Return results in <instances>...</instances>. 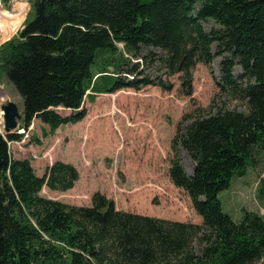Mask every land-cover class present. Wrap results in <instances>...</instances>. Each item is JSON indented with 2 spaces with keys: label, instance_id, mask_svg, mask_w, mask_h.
<instances>
[{
  "label": "trees",
  "instance_id": "trees-1",
  "mask_svg": "<svg viewBox=\"0 0 264 264\" xmlns=\"http://www.w3.org/2000/svg\"><path fill=\"white\" fill-rule=\"evenodd\" d=\"M33 10L18 36L0 48V71L23 99L25 126L34 117L51 130L82 120L89 88L154 83L92 71L100 51L112 55L117 42L134 56H141L143 45L160 48L164 54L156 61L187 77L197 61L210 64L220 56V89L244 109L225 103L197 109L173 140L193 169L188 173L176 154L169 175L189 194L201 224L118 210L100 192L90 206L44 197V185L71 188L77 168L57 160L38 175L30 160L12 157L8 140L17 134L0 135V264L264 261V215L244 210L234 221L219 199L233 176L246 173L264 150V0H34ZM236 65L243 81L235 78ZM58 107L71 112L63 115Z\"/></svg>",
  "mask_w": 264,
  "mask_h": 264
},
{
  "label": "rangeland",
  "instance_id": "rangeland-1",
  "mask_svg": "<svg viewBox=\"0 0 264 264\" xmlns=\"http://www.w3.org/2000/svg\"><path fill=\"white\" fill-rule=\"evenodd\" d=\"M33 2L0 0V48L17 37L26 21L34 17ZM20 3L24 5L22 18L15 28H9L8 15ZM211 25L214 23L205 24L206 28ZM116 44L112 55L100 51L92 71L107 70L111 78L122 82L151 78L154 83L113 91L89 88L83 103L85 117L51 130L37 117L28 126L23 125V99L0 71V135L6 138L9 133L17 134L16 139L8 140L12 157L30 160L38 175L57 160L77 168L79 177L71 188L58 190L44 185L39 192L44 197L90 206L93 194L100 192L118 210L201 224L189 194L170 178L176 154L188 173L193 169L188 154L174 147L173 140L178 128L187 122L186 115L197 109L209 110L225 103L227 108L243 110L244 105L220 89V56H214L210 64L197 61L187 77L183 72L170 73L156 61L164 54L160 48L143 45L141 56H134L123 42ZM233 73L237 81L244 80L240 66L236 65ZM9 101L17 105L21 117L6 133L2 106ZM58 111L63 115L71 112L63 107ZM256 160L246 173L234 175L230 186L219 193L223 211L234 221L242 218L244 210L264 215V150L258 151Z\"/></svg>",
  "mask_w": 264,
  "mask_h": 264
},
{
  "label": "water",
  "instance_id": "water-1",
  "mask_svg": "<svg viewBox=\"0 0 264 264\" xmlns=\"http://www.w3.org/2000/svg\"><path fill=\"white\" fill-rule=\"evenodd\" d=\"M2 109L5 121V131L9 132L11 129L17 126V121L20 119L21 114L19 113L17 105L11 101H9L7 104H4Z\"/></svg>",
  "mask_w": 264,
  "mask_h": 264
},
{
  "label": "bare ground",
  "instance_id": "bare-ground-1",
  "mask_svg": "<svg viewBox=\"0 0 264 264\" xmlns=\"http://www.w3.org/2000/svg\"><path fill=\"white\" fill-rule=\"evenodd\" d=\"M23 6L24 5H22L21 3L17 4L14 11L12 13H9L8 16L10 19L8 18V20H10V21L7 22V25L9 28H13V27L15 28V26L19 23L20 19L22 18L21 11L23 9ZM5 14H8V13H5Z\"/></svg>",
  "mask_w": 264,
  "mask_h": 264
},
{
  "label": "built area",
  "instance_id": "built-area-1",
  "mask_svg": "<svg viewBox=\"0 0 264 264\" xmlns=\"http://www.w3.org/2000/svg\"><path fill=\"white\" fill-rule=\"evenodd\" d=\"M0 131H2V127H1V125H0ZM7 133V132H6Z\"/></svg>",
  "mask_w": 264,
  "mask_h": 264
}]
</instances>
